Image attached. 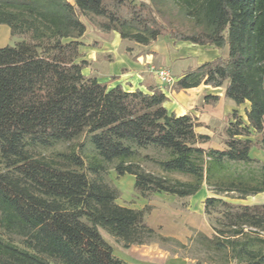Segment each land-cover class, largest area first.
<instances>
[{
    "label": "trees",
    "instance_id": "trees-1",
    "mask_svg": "<svg viewBox=\"0 0 264 264\" xmlns=\"http://www.w3.org/2000/svg\"><path fill=\"white\" fill-rule=\"evenodd\" d=\"M84 19L144 46L168 37L228 47V56L176 76L173 91L224 88L235 106L250 104L245 119L231 113L221 149L200 147L210 140L196 132L201 123L169 111L165 89L130 90L111 86L117 76L101 82L84 73ZM2 25L23 39L0 48V228L23 246L0 236V264H126L103 231L125 249L152 242L185 247L146 222L150 208L117 203L121 192L106 176L111 169L133 176L145 199L192 198L212 181L219 195L264 192V162L250 154L264 153V0H0ZM219 101L203 97V104ZM81 137L94 152L88 164L76 152L62 154L67 166L32 153ZM147 149L164 157L142 155ZM218 206L223 228L199 234L212 264H264V204L209 197L205 213Z\"/></svg>",
    "mask_w": 264,
    "mask_h": 264
},
{
    "label": "rangeland",
    "instance_id": "rangeland-1",
    "mask_svg": "<svg viewBox=\"0 0 264 264\" xmlns=\"http://www.w3.org/2000/svg\"><path fill=\"white\" fill-rule=\"evenodd\" d=\"M72 2V0H69ZM135 2H141L146 0H133ZM84 22L87 24V31H92V24L89 20L84 19ZM96 27V26H95ZM98 29V28H97ZM23 39L21 36H12L11 30L8 25H2L0 28V48L6 47L7 45L14 46ZM162 44H167L168 47H171L173 40L168 37H162L160 40ZM177 44V43H176ZM91 47L90 43L85 44V46ZM126 50L128 53L134 55L138 52L135 49V43L128 41L125 43ZM191 46L183 47L180 49L181 54L185 53L184 51H190ZM202 47L195 45L194 47ZM84 50V49H83ZM198 50V49H196ZM134 51V52H133ZM219 52L218 56H228V53L225 49H209L207 52L210 54H203L198 52H191L190 56L186 58V63L192 65L196 63V60L199 61H210L215 58V52ZM154 65V64H153ZM182 61L177 62L173 68H171L172 73L178 76ZM198 66V65H197ZM160 67V66H157ZM190 67V66H189ZM182 73V72H180ZM175 76V77H176ZM224 89V88H223ZM168 90L173 91L172 88ZM225 92V91H224ZM225 96V95H224ZM250 104H244L238 109L240 116L245 118V112L249 109ZM234 112V111H233ZM231 115V114H230ZM229 115V118H230ZM225 125L219 123L218 131L215 132V145L219 144L220 146L222 140V129ZM260 138V137H259ZM85 143L83 146L82 144ZM255 149V148H253ZM76 152L81 155L86 163H90V159L94 157V152L92 147L85 141L83 137L78 138L71 142H61L56 144L53 147L49 148H36L32 150V153L36 157L45 158L49 161L58 162L61 165L67 166V163L63 160L62 154H70ZM149 154L150 156H155L158 158H163L164 155L157 153L154 149H147L142 151V155ZM255 159H258L264 162L263 153H255ZM260 157V158H259ZM263 159V160H262ZM143 166L153 172H160V169L150 161H142ZM107 180L110 181L114 186H116L121 194L117 200L118 204H139L144 205V208H150V213L146 216V222L153 227L156 231L169 236L174 237L183 244L185 247H180L174 243L163 244L161 242H152L146 245H135L131 246L128 249L123 248V246L116 241L115 238L109 236L105 231H103L104 237L108 242L113 246L115 254L126 261V264H212L211 253L204 246L203 240L199 236L200 233H203L207 236H212L214 232V227L223 228L224 219L221 214V208H211L210 215L205 213V201L209 197L222 198L227 202H230L234 205H262L264 204V192L247 196L241 198L238 193H223L219 195V190L213 184L212 181L209 184H206L202 191L199 192L196 196L188 199H179L173 196L164 195V194H153L146 199V204L141 203L139 198H137L135 187L132 184L131 177L119 176L114 170H109L106 174ZM171 177L180 179L182 181H189L192 178L190 176H185L181 174H170ZM93 177V176H92ZM138 194V193H137ZM139 195V194H138ZM140 196V195H139ZM0 236L6 240H12L23 246L21 238H18L14 235L5 233L0 228Z\"/></svg>",
    "mask_w": 264,
    "mask_h": 264
},
{
    "label": "crops",
    "instance_id": "crops-1",
    "mask_svg": "<svg viewBox=\"0 0 264 264\" xmlns=\"http://www.w3.org/2000/svg\"><path fill=\"white\" fill-rule=\"evenodd\" d=\"M92 26V31L90 32L88 30L85 34L83 38L84 45L81 48L80 60L88 62L87 67L83 70L84 73L88 76L96 77L101 82H109L112 76H117L118 79L112 82L111 86L121 84L126 89L130 90H147V88L151 86H160L163 88L157 76L150 72V66L153 64L160 67H167L171 70L177 62L182 61L178 73L181 75L189 66L196 67L203 63V61H199L198 59H194L196 63L192 65H188L187 62L183 63V61H186V58L190 56L189 54H191V52H196L195 54H198V52L210 54L207 50L215 49V47L211 46H202L201 48L196 46L197 48H195L194 45L190 48L191 52L184 51L185 53L181 54L180 49L182 46L188 47L190 43L173 41L171 47H168L167 44H162L160 41L162 37H159L149 46L135 43L134 47L138 52L132 55L125 49V43L128 42V40L121 39L118 33L102 32L94 25ZM89 43L90 46L92 45L91 47L85 46V44L89 45ZM225 50L229 54L228 47L225 48ZM218 54L219 52L216 51L213 56L218 57ZM173 75L174 77L176 76V74ZM163 89L166 90L170 99L165 104L169 111L175 112L178 115L191 114L201 123V126L197 127L196 132L208 136L210 140L201 144L200 147L204 149H221L222 144H220L221 147H219V144L215 145V132L218 131L219 123L223 125L228 124L230 122L229 115L233 113V111H238L240 108V106H235L231 101L225 98V89L221 87L213 88L206 85L185 89L180 92L171 91L167 88ZM205 95H218L220 96V101L216 106L203 104V97ZM247 104L249 103L247 102ZM256 151L259 154L263 153L261 150L255 148L251 150V157H255ZM128 176L131 177L134 186L135 178L131 175ZM134 194H136L141 203H147L145 198L139 196L137 193ZM121 206L138 210L144 207V205L141 206L136 203Z\"/></svg>",
    "mask_w": 264,
    "mask_h": 264
},
{
    "label": "built area",
    "instance_id": "built-area-1",
    "mask_svg": "<svg viewBox=\"0 0 264 264\" xmlns=\"http://www.w3.org/2000/svg\"><path fill=\"white\" fill-rule=\"evenodd\" d=\"M150 72L155 74L163 88H172L175 84V77L167 67L150 66Z\"/></svg>",
    "mask_w": 264,
    "mask_h": 264
}]
</instances>
